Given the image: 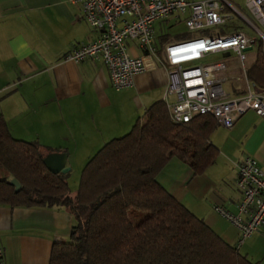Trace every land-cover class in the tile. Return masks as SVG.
<instances>
[{
    "label": "crops",
    "instance_id": "1",
    "mask_svg": "<svg viewBox=\"0 0 264 264\" xmlns=\"http://www.w3.org/2000/svg\"><path fill=\"white\" fill-rule=\"evenodd\" d=\"M97 37L81 7L68 0H0V115L14 139L65 153L68 176L74 172L76 179L107 142L127 134L148 107L164 101L166 93L167 75L161 65L135 76L131 87L116 91L101 60L66 59L75 47ZM168 43L156 47L160 60ZM127 48L132 56L142 54L134 41ZM226 65L229 77L239 75L234 64ZM225 86L232 97L245 92L243 81L231 79ZM210 142L218 155L202 175L194 176L188 166L172 159L156 181L224 242L237 247L236 229L213 207L235 212L241 198L235 180L244 158L254 157L264 173V117L248 112L230 130L218 126ZM0 173L6 176L2 169ZM73 225V216L64 207L0 205L5 263L48 264L53 244L67 241ZM237 248L259 264L254 256L264 259V231Z\"/></svg>",
    "mask_w": 264,
    "mask_h": 264
},
{
    "label": "trees",
    "instance_id": "2",
    "mask_svg": "<svg viewBox=\"0 0 264 264\" xmlns=\"http://www.w3.org/2000/svg\"><path fill=\"white\" fill-rule=\"evenodd\" d=\"M177 20V19H176ZM232 23L220 29L233 32ZM208 30L197 35H209ZM158 35L155 47L187 40ZM255 45V44H254ZM246 75L264 90L262 45ZM210 116L187 124L169 119L164 101L148 107L131 130L107 142L83 167L74 197L66 174L43 164L52 150L14 139L0 115V205L64 207L74 219L67 241L54 243L48 264H257L224 242L156 181L172 159L202 175L216 160L210 142L217 128ZM16 179L21 188L9 184ZM139 214H143L139 218Z\"/></svg>",
    "mask_w": 264,
    "mask_h": 264
},
{
    "label": "built area",
    "instance_id": "3",
    "mask_svg": "<svg viewBox=\"0 0 264 264\" xmlns=\"http://www.w3.org/2000/svg\"><path fill=\"white\" fill-rule=\"evenodd\" d=\"M81 7L84 20L98 32L95 41L75 47L68 61L101 60L110 73V85L120 91L133 85L134 77L164 68L167 75L166 104L173 124L191 122L197 116L212 117L217 126L230 130L235 121L248 112L264 117V90L249 83L244 61L249 47L262 45L264 53V0H243L252 23L231 0H68ZM174 14L187 15L185 25L191 31H203L233 23L236 30L216 36L191 34L187 40L171 42L163 49L162 60L154 45V24ZM245 22L258 38L245 34L238 21ZM175 19H179L178 16ZM221 29V28H220ZM134 41L141 51L132 56L127 43ZM234 56L241 74L229 77L222 60L206 62L212 56ZM243 81L245 92L232 97L224 89L229 80ZM235 187L241 194L235 212L224 206L213 211L238 233L237 247L264 231V173L254 157L238 165ZM0 264H6L0 249Z\"/></svg>",
    "mask_w": 264,
    "mask_h": 264
},
{
    "label": "rangeland",
    "instance_id": "4",
    "mask_svg": "<svg viewBox=\"0 0 264 264\" xmlns=\"http://www.w3.org/2000/svg\"><path fill=\"white\" fill-rule=\"evenodd\" d=\"M187 1L192 2V1H200V0H187ZM231 2L234 3V5H236V2H234L232 0H231ZM237 3L238 4L236 5V7L239 9V11L243 15H245L250 21H252V23H255L254 20H252L251 16L245 11L243 0H237ZM176 16H178L179 19L176 20L175 19ZM186 16L185 15L181 16L180 14H174L173 16H170L168 19H166L164 21H160V22L155 23L154 24L155 35L158 36V35L164 34V35H168L171 38H174L177 36L189 35L192 33L198 34L199 31L191 32L186 27V25H185ZM236 23L239 24V26L241 27L242 31L245 34H247L248 36L253 37V38H258V34L256 32H254L245 22L241 21V19L238 18V21H236L235 24ZM227 25H229V24L224 25V27ZM220 28H222V27H215L212 29H207L208 30L207 32L210 36H216V35H218ZM219 34H223V33L219 32ZM256 52H257V45L255 43V45H253L252 49L245 53V57H246V59L244 61L245 69H247L252 64V62L254 61ZM217 60H222L229 65L234 64L235 65L234 67L236 69L237 74H241L242 68L239 65L237 66L238 59L232 55L230 57H226L223 59L221 56L215 55V56L208 58L205 63L211 62V61H217ZM225 88H227V87L225 86ZM1 176H5V174L2 175V173H0V177ZM67 181H68V185H69V189H70V197H74L76 194V191H77L78 184H79V176L76 179V174L74 175V172H72L67 177ZM74 184H75V187H74ZM141 216H143V214H139V218ZM239 250H241L239 252L241 254H243L242 253L243 248L239 249ZM254 258H259V260H261L259 262V264H264V259H260V257L258 255L254 256Z\"/></svg>",
    "mask_w": 264,
    "mask_h": 264
},
{
    "label": "water",
    "instance_id": "5",
    "mask_svg": "<svg viewBox=\"0 0 264 264\" xmlns=\"http://www.w3.org/2000/svg\"><path fill=\"white\" fill-rule=\"evenodd\" d=\"M251 50V47L247 51ZM256 91H260L255 88ZM66 158L65 153H49L43 159V164L46 169L52 174H66L70 171L69 167H66ZM9 184L14 187L15 192H18L21 188V185L16 179H11Z\"/></svg>",
    "mask_w": 264,
    "mask_h": 264
}]
</instances>
